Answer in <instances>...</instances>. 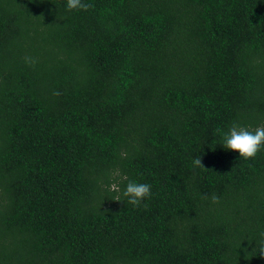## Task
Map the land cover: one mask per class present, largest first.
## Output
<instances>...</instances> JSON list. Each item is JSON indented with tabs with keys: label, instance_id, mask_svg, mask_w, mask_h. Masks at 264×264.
Listing matches in <instances>:
<instances>
[{
	"label": "trees",
	"instance_id": "16d2710c",
	"mask_svg": "<svg viewBox=\"0 0 264 264\" xmlns=\"http://www.w3.org/2000/svg\"><path fill=\"white\" fill-rule=\"evenodd\" d=\"M84 2L0 0V264H264V0Z\"/></svg>",
	"mask_w": 264,
	"mask_h": 264
},
{
	"label": "clouds",
	"instance_id": "9594fccd",
	"mask_svg": "<svg viewBox=\"0 0 264 264\" xmlns=\"http://www.w3.org/2000/svg\"><path fill=\"white\" fill-rule=\"evenodd\" d=\"M93 7L94 5L84 2V0H66V8L69 11H88ZM23 59L25 64L31 67H34L35 64L38 63L35 57L25 56ZM53 95L59 96L61 93L59 91H54ZM222 140L223 146L228 150L237 151L240 158L245 160L252 159L256 157L259 152L264 150V125L258 126L255 129H250L233 123L228 131L223 133ZM192 163L194 168H205L199 156L195 157ZM111 187L119 192L118 184H113ZM152 195L151 184L139 183L132 180L127 182L123 191V196L127 198V203L136 208L141 206L147 208V204H145L144 201L146 199H151ZM204 198L208 199L207 196ZM117 199H119V197H117ZM210 199L214 204L220 202L219 197L215 194H213ZM259 236L260 238L256 241V248L254 251H256V255L264 256V232H261Z\"/></svg>",
	"mask_w": 264,
	"mask_h": 264
}]
</instances>
